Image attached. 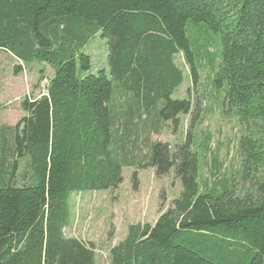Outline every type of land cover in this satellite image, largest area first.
<instances>
[{"label": "trees", "instance_id": "1", "mask_svg": "<svg viewBox=\"0 0 264 264\" xmlns=\"http://www.w3.org/2000/svg\"><path fill=\"white\" fill-rule=\"evenodd\" d=\"M188 23L219 35L212 85L243 131L241 188L202 189L206 141L191 130L172 150L149 140L160 123L192 113L191 129L198 118L188 98L171 97L177 55L191 83L204 55ZM97 32L107 70L91 72L81 50ZM0 50L53 71L44 94L21 102L19 122L0 125V264H95L64 233L70 196L116 188L124 166L172 170L181 188L152 225L127 226L109 264H264V0H0Z\"/></svg>", "mask_w": 264, "mask_h": 264}, {"label": "rangeland", "instance_id": "2", "mask_svg": "<svg viewBox=\"0 0 264 264\" xmlns=\"http://www.w3.org/2000/svg\"><path fill=\"white\" fill-rule=\"evenodd\" d=\"M186 35L194 54L200 50L205 56L199 58L197 78L191 83L189 67L182 55H177L184 72L181 84L171 97L188 98L194 110L197 109L199 120L196 119L190 129L192 113L180 115L175 127L172 121H166L158 125L157 131L148 130L149 140L165 143L172 150L191 130L195 142L204 144L206 141V147L198 151L202 189L220 192L223 188H241L238 140L243 131L235 113L223 104V91H217L212 85L221 49L219 35L203 24L192 23L187 24ZM81 52L90 57L91 72L101 68L107 70L106 40L100 32L90 36ZM16 65L20 66V71L14 70ZM52 73L46 63L24 64L0 50V125L17 124L25 115L21 102L44 94ZM22 165L20 162V168ZM121 176V183L114 189L86 190L70 196L71 215L64 233L92 248L95 264H109V249L123 239L127 226L133 223L152 225L171 207L181 188L172 170L157 177L151 167L124 166Z\"/></svg>", "mask_w": 264, "mask_h": 264}]
</instances>
